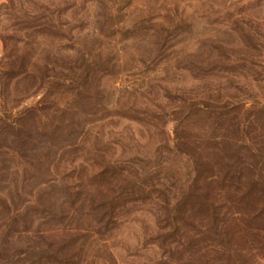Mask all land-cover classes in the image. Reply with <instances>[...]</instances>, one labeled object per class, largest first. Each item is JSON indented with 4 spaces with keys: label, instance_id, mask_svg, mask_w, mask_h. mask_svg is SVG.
I'll return each mask as SVG.
<instances>
[{
    "label": "rangeland",
    "instance_id": "1",
    "mask_svg": "<svg viewBox=\"0 0 264 264\" xmlns=\"http://www.w3.org/2000/svg\"><path fill=\"white\" fill-rule=\"evenodd\" d=\"M0 264H264V0H0Z\"/></svg>",
    "mask_w": 264,
    "mask_h": 264
}]
</instances>
